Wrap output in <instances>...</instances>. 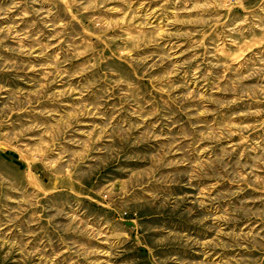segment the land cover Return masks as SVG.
<instances>
[{
    "label": "rangeland",
    "instance_id": "rangeland-1",
    "mask_svg": "<svg viewBox=\"0 0 264 264\" xmlns=\"http://www.w3.org/2000/svg\"><path fill=\"white\" fill-rule=\"evenodd\" d=\"M0 264H264V0H0Z\"/></svg>",
    "mask_w": 264,
    "mask_h": 264
}]
</instances>
